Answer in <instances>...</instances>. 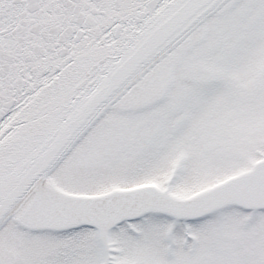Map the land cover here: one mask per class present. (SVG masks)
<instances>
[{"label":"snow or ice","instance_id":"1","mask_svg":"<svg viewBox=\"0 0 264 264\" xmlns=\"http://www.w3.org/2000/svg\"><path fill=\"white\" fill-rule=\"evenodd\" d=\"M0 264H264V0H0Z\"/></svg>","mask_w":264,"mask_h":264}]
</instances>
